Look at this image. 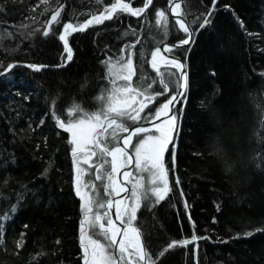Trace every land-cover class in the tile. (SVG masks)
I'll return each mask as SVG.
<instances>
[{"label":"trees","instance_id":"trees-1","mask_svg":"<svg viewBox=\"0 0 264 264\" xmlns=\"http://www.w3.org/2000/svg\"><path fill=\"white\" fill-rule=\"evenodd\" d=\"M112 2L0 0V70L11 62L62 65L63 43L42 35L53 11L64 6L61 25H53L59 33L62 23H84ZM211 6L212 0H189L187 19ZM167 8L168 0H153L145 16L121 13L73 33V60L63 68L34 72L17 66L0 77V218L10 217L0 230V264H83L70 134L55 126L50 106L55 100L62 116L73 100L94 110V97L106 84L101 61L117 58L137 38V51L145 53L138 74L154 76L146 62L160 39L154 12ZM210 20L199 31L192 26L189 51L174 52L188 65L189 89L175 108L177 136L167 159L172 191L154 207L149 202L151 210L142 207L138 222L153 254L195 233L207 237L197 241L199 264H264V0H217ZM169 29L165 42L184 38L170 18ZM193 247L173 249L160 264H195Z\"/></svg>","mask_w":264,"mask_h":264},{"label":"snow or ice","instance_id":"snow-or-ice-1","mask_svg":"<svg viewBox=\"0 0 264 264\" xmlns=\"http://www.w3.org/2000/svg\"><path fill=\"white\" fill-rule=\"evenodd\" d=\"M49 2L41 0L45 5ZM132 3L134 0H114L110 7L91 15L84 23H62L59 33L53 31V25H61L64 6L53 11L42 35H52L63 43L66 59L60 66L73 60V49L69 44V37L73 33L84 32L93 25L118 18L121 13L137 18L145 16L153 0H144L142 6L138 7H133ZM216 3L217 0H212L211 9L196 15L191 21L187 19L191 14L188 10L189 0H168L166 10L154 12V24L160 32V39L147 53L149 59L146 61L154 76L138 74L137 61L145 53L137 51V45L141 43L137 38L124 45L117 58L109 56L101 61L105 66L103 79L106 84L94 97L97 105L94 110H88L81 102L73 100L66 116H62L55 111L56 101L53 100L50 114L55 126L70 134L68 142L75 170L74 190L81 202L79 242L83 264H160L173 249L186 248L190 244L194 246L195 264H199L197 241L207 237H198L193 233L191 238L170 240L153 254L145 241V230L138 222V212L142 207L151 210L149 202L154 207L166 200L172 191L165 153L169 151L173 134L177 132L178 116L174 109L182 100H186L189 89L187 64L173 53L194 43L192 26L198 24L195 31H199L209 25ZM48 11L49 8L45 7L44 12ZM170 16L176 31L184 34V38L175 44L165 42L170 31ZM240 23L243 27V22ZM123 35L127 37L129 32ZM131 35H136L135 29H131ZM14 67L16 64H9L6 69L0 70V76L6 75ZM27 67L40 71L44 66L30 64ZM260 75L264 76V73ZM84 87H87L86 82L82 85ZM160 97L165 99L157 103ZM154 104L156 106L153 108ZM261 126L264 136V121H261ZM134 138H137L135 143ZM172 159L174 164V153ZM179 183L177 178L176 184ZM184 208H189L186 200ZM11 211L14 213L15 207ZM9 218V214L0 218V230L2 221ZM246 235L251 236L253 232L249 231ZM23 243V240L18 242L17 248H22Z\"/></svg>","mask_w":264,"mask_h":264},{"label":"water","instance_id":"water-1","mask_svg":"<svg viewBox=\"0 0 264 264\" xmlns=\"http://www.w3.org/2000/svg\"><path fill=\"white\" fill-rule=\"evenodd\" d=\"M125 2H127V1H125ZM91 18V17H90ZM89 18V19H90ZM135 18H137V17H135ZM171 20H173L172 19V17L170 16L169 17ZM107 21V20H106ZM90 28V27H89ZM88 28V29H89ZM87 29V30H88ZM86 30V31H87ZM86 31H84V32H86ZM75 33H79V32H75ZM195 38V32H194V35H193V39ZM167 44H175V43H170V42H166ZM69 44H70V42H69ZM193 44V43H192ZM192 44L191 45H186V46H184V47H181V48H179V49H189V48H191V46H192ZM71 46V45H70ZM72 48V47H71ZM176 56V55H175ZM178 57V56H177ZM182 62H186L185 60H183L182 58H180V57H178ZM9 64H16V67L17 66H23V67H25V68H27V69H29L30 71H34L33 69H31V68H29V67H27V65H30V64H27V63H21V62H11V63H9ZM69 64V62L65 65V66H67ZM187 64V63H186ZM65 66H57V67H50V66H44V67H42L41 68V70L40 71H42V70H45V69H49V68H52V69H59V68H63V67H65ZM8 67V66H7ZM6 67V68H7ZM40 71H34V72H40ZM186 71H187V73H188V65H187V69H186ZM8 74V73H7ZM4 76V75H3ZM188 76H189V74H188ZM0 77H2V76H0ZM178 105V104H177ZM176 105V106H177ZM175 110V109H174ZM161 119H164V118H161ZM160 121H157V123H159ZM147 126V125H146ZM129 151L131 152V149H129ZM128 170H130V171H132L133 170V168H129ZM129 187H130V185H129ZM122 195H127V194H122Z\"/></svg>","mask_w":264,"mask_h":264},{"label":"rangeland","instance_id":"rangeland-1","mask_svg":"<svg viewBox=\"0 0 264 264\" xmlns=\"http://www.w3.org/2000/svg\"><path fill=\"white\" fill-rule=\"evenodd\" d=\"M8 65H9V64H8ZM177 125H178V123H177ZM173 135H174V139H173V143L169 145V151H170V148L174 146V143H175V140H176L175 138H176V136H177V132H175ZM136 139H137V138H134V139H133V143L136 142ZM169 151L165 153V164H166V167H167V168H168V166H167V159H168V157H169V156H168ZM132 171H135L134 168H133Z\"/></svg>","mask_w":264,"mask_h":264},{"label":"flooded vegetation","instance_id":"flooded-vegetation-1","mask_svg":"<svg viewBox=\"0 0 264 264\" xmlns=\"http://www.w3.org/2000/svg\"><path fill=\"white\" fill-rule=\"evenodd\" d=\"M174 54V53H173ZM175 55V54H174ZM177 56V55H176ZM179 57V56H178ZM181 58V57H180ZM164 99H165V97H160L159 99H158V101H157V103H162L163 101H164ZM156 105L154 104V105H152V107L154 108ZM177 107V106H176ZM175 107V108H176ZM174 112H175V110H174ZM132 151V150H131ZM135 170V169H134Z\"/></svg>","mask_w":264,"mask_h":264}]
</instances>
